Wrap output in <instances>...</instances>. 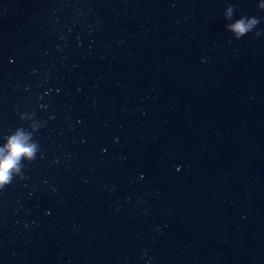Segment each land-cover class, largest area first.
<instances>
[{
	"label": "water",
	"instance_id": "obj_1",
	"mask_svg": "<svg viewBox=\"0 0 264 264\" xmlns=\"http://www.w3.org/2000/svg\"><path fill=\"white\" fill-rule=\"evenodd\" d=\"M258 3L0 0V137L40 125L0 264H264Z\"/></svg>",
	"mask_w": 264,
	"mask_h": 264
},
{
	"label": "clouds",
	"instance_id": "obj_2",
	"mask_svg": "<svg viewBox=\"0 0 264 264\" xmlns=\"http://www.w3.org/2000/svg\"><path fill=\"white\" fill-rule=\"evenodd\" d=\"M257 7L260 11H264V0H259ZM233 17V9L229 7L225 12V19L229 21L226 30L233 39L241 40L249 34H254L257 38L262 35L258 29L260 21L257 17L246 15ZM19 119L24 121L26 117L20 114ZM27 120L30 121L27 128L17 127L0 137V191L8 187L14 178L23 179L24 165L34 161L40 151L39 144L34 139V134L40 125L33 123L30 117Z\"/></svg>",
	"mask_w": 264,
	"mask_h": 264
}]
</instances>
